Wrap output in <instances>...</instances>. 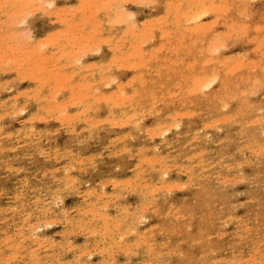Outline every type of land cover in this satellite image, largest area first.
I'll use <instances>...</instances> for the list:
<instances>
[{"label": "rangeland", "instance_id": "rangeland-1", "mask_svg": "<svg viewBox=\"0 0 264 264\" xmlns=\"http://www.w3.org/2000/svg\"><path fill=\"white\" fill-rule=\"evenodd\" d=\"M8 1L10 0H1L0 2V10H2L0 11V13L2 12L0 14V40L2 41H0V50H6V52L4 51L5 53L0 51V55L4 53L2 58H0V258L2 257L0 259V263L192 264L194 261H196L194 264H261L260 261H262L264 264V155H262L264 154V0H193V2L196 4H193L191 0H181V2H179L180 0H149L152 3H148V0H119V2H116L118 0H111L110 2H108L109 0H100L102 2L97 0V4H95L96 0H84L85 2L83 0V2H81V0H41L43 3L40 2V0L39 2L37 0L39 6L43 5L42 9V6L38 7L39 9H36L38 4L35 6V3L33 4L32 0H21L25 3H22L20 0H13L15 2L18 1L17 3H22H19L21 7L23 6L22 8H24V4H26V2L28 3L27 6L29 5V2H32L31 4H33L35 8H33L32 5L29 7L25 5L26 8L24 9H27L28 12H26L27 10L24 11V9L21 10L22 8H20L11 11L14 13V15H10V12V17H6L8 16L6 14H8L10 11L9 10L7 12L9 8L11 10L12 8H19L17 7L19 4L13 2L12 0L10 2ZM91 1H93L96 6L93 5V2L91 3ZM121 1L124 2L121 4ZM166 1H168V3ZM169 1H171V3ZM87 2L91 4L87 5ZM111 2L115 3L112 4ZM183 2L186 3L183 4ZM199 2L203 3L200 4ZM10 3H12L15 7ZM81 3L83 4L81 5ZM77 4L78 6L81 5L79 7L80 9L78 8ZM84 4L87 6H84ZM98 4L102 5L101 8ZM114 4H118L116 5L117 11L114 8ZM191 4H193V6ZM196 5L199 8H196ZM81 7L83 9L84 7H87L86 12ZM90 7L94 9L95 7L99 8H97V10L95 9L93 12L92 8ZM202 7L206 10L204 11L201 9V11L200 8ZM221 7L224 14L222 12L220 13ZM71 8L73 9L71 10ZM88 8L91 9V11ZM121 8L125 11L120 10ZM190 8H192L193 11ZM213 8L215 9L213 10ZM170 9H172V14L169 12ZM177 9H181L180 12ZM29 10L31 14L29 13ZM56 10L59 13H57ZM87 10H89V12ZM186 10L189 11V18L186 16L188 11L186 15L184 13ZM19 11L20 13L21 11L24 12L20 15ZM112 11L114 14L117 13V16L120 15L119 17L116 16V18H118L117 21L119 20L117 24V21L114 20L115 15L112 13ZM200 11L211 12L206 13L208 16L206 14H202L203 16L201 15V19L199 17ZM120 12L122 13L120 14ZM191 12H194L196 15H194V17H199L197 20L198 22L196 19L195 22H193L194 18ZM17 13L21 18L17 16ZM91 13L92 16L95 15V17H92ZM210 13L213 15H210ZM23 14H25V16ZM48 14H50V16ZM89 14L90 17L93 18V21L92 18L88 17ZM98 14L99 20H101L99 22L97 21ZM107 14L110 15L109 18ZM112 14L114 16L113 21L110 20V17H113ZM175 14L179 15V17L172 16ZM181 14H184L185 17L183 18ZM13 16H16L17 18ZM77 16L80 17V21L86 19V22H89L90 20L89 24L83 21L82 22L84 24L82 22L79 23V18H77ZM86 16L88 18H86ZM72 17L76 18L71 19ZM176 17L181 21H179V19L177 21L175 19ZM19 18L23 19L19 21ZM160 18L164 21L168 19L169 23H166V20L164 22L165 24H163L162 21V23L158 25V23L161 22L159 21L161 20ZM190 18L192 21H190L187 25L186 23L184 24V22L189 21ZM134 19L136 23L134 21L135 27L133 26L132 28V21ZM71 20L72 22H75V24L73 23L74 27H71L73 25H70V23L72 24ZM73 20H76L78 24ZM120 20L123 21L121 22ZM67 21H69V23ZM95 21L96 25L97 23L99 24L96 28H94L96 26ZM92 22L93 26L95 25L94 27L91 25ZM156 22L158 23L156 24ZM212 22H214L212 25L214 27L211 26ZM14 23L15 26H13ZM149 23H151V25H149ZM205 23L207 26L210 24L208 28L209 30L203 31L200 37V35H198L199 33L197 34L194 32L195 28L193 26L196 24L206 26ZM64 24L69 25L65 26ZM154 24H156L155 28ZM161 24L164 26H161ZM177 24L178 26H176ZM85 25H87L88 28H86ZM147 25L149 28H147ZM171 25L175 26L172 27ZM228 25L229 27L227 28ZM75 26H77L76 29H74ZM80 26H83L82 28L86 29V31H83ZM185 26L188 28V30L187 28L186 30L184 29ZM241 26L245 27V29H242ZM92 27L93 31L90 29ZM125 27H128L127 29L129 30L124 31L123 28L125 29ZM179 27H183V30L181 28L179 29ZM144 28H146L144 40L145 42H149L148 44L145 43V45H142V43L140 44L141 48L143 49H140V47H136L135 45L136 50L139 49L136 52L134 45L131 46L133 43H135V41L132 42L131 39H133L135 35L138 37L139 35L143 34ZM152 28L156 31L154 30V32L149 33L151 32L150 30ZM189 28L190 31L192 28L194 29L189 32ZM60 29H65V32ZM89 29L91 31H89L91 35H88L91 38L90 40L87 37V34H89L87 30ZM147 29L148 32L146 33ZM157 29L159 30L157 31ZM161 29L163 32L168 30L167 34L169 30V33L173 31L172 37H168V35L171 34L166 36L165 32H160ZM232 29H234V31ZM98 30H101L102 32ZM179 30H181V32ZM69 31H72L74 36L71 37V33H69ZM109 31H112V33ZM121 31L122 33L124 32L126 34L123 33L124 35L122 36ZM139 31L142 33L138 34L140 33ZM84 33H87L86 36ZM111 34L115 35L116 38L120 36L124 37L126 35L127 39H124V42L127 43L125 44L123 42V38L122 43L120 38V40H118V38L115 39V36H112ZM151 34L152 36L155 35L154 39H151L153 38L150 36ZM175 34L176 36H174ZM6 35L8 37L12 36L9 37V39H11L10 41H6L8 38ZM67 35L69 37H66ZM81 35H84L87 39ZM128 35L130 36L129 40L131 42L128 41ZM55 36L56 38H63V36H65L67 40L66 38L64 41L60 38L56 39ZM98 36L103 38H99ZM107 36H112V39L110 40V38ZM13 37L16 38L15 42ZM175 37L177 39H175ZM78 38H80L81 41ZM68 39H70V41ZM261 39L263 40V43H261ZM113 40H117V42L115 43ZM167 40L170 41V43ZM182 40L183 42H181ZM82 41L85 43V45L87 41H89V44L87 43L88 46L86 45L88 49L84 43H81ZM102 41L105 42L103 43ZM195 41L196 43H194ZM6 42H8V45H6ZM22 42L25 44L24 48L22 47ZM110 42H114V44H111ZM201 42L203 44H201ZM220 42H224L222 43L221 48L218 46V44H221ZM15 43L17 44L16 46ZM27 43L28 45L30 43L35 45L33 47L30 44L28 48ZM75 43L77 44L75 45ZM20 44L22 46H20ZM42 44L43 46H46L47 44V47H44L46 49L42 48ZM193 44L197 45L195 46ZM211 45H214L212 47H215V45L218 46V49H216L217 46L214 49L212 48L215 52L211 49V52H214L212 54L210 52ZM259 45L260 47H258ZM19 46L22 47V49H20ZM31 46L33 47V52H31L32 54L30 53L32 55L30 56L31 59H28L27 51L31 50ZM167 46L169 47L168 49ZM15 47L16 51L13 49ZM97 47H99V49ZM38 48H40L39 51L37 50ZM152 48L156 49L154 52L155 54L158 51L156 57H154V53L150 54V50ZM82 49H85L86 52ZM153 49L151 52L154 51ZM166 49L167 54H165ZM169 50H174L176 52L173 51V55H171ZM189 50L191 52H189ZM201 50H203L202 53ZM132 51L136 52L137 55L131 53ZM159 51H161V53ZM37 52H40L41 54ZM138 52L139 54L141 52L142 55H145H138ZM70 53L74 54L75 58L72 57L73 55ZM129 53L131 54L129 55ZM37 54L41 55V57L37 56ZM151 56L154 58V60L151 58ZM3 57H5V59ZM163 57L164 59H162ZM126 58H128L129 61H127L128 59ZM140 58L143 59L140 60ZM184 58L185 60L181 61ZM44 59L45 61H43ZM165 59L166 62H164ZM168 59L170 61H168ZM229 59H231L232 62ZM207 61L209 62L206 63ZM213 61H215V63H213ZM37 62L40 63L36 64ZM132 62L134 63L131 65ZM139 62L142 64L140 65ZM174 62H177L176 64L179 63V65H176ZM52 63L54 65H52ZM144 63H147L145 69L143 65ZM182 63L183 65H181ZM156 65L162 66L163 69L162 67L160 68V66L155 67ZM165 65L167 66L165 67ZM186 65L188 67H194L193 70L192 68H188ZM156 68L160 69L159 73H161V70H163L164 72L162 74H164V76L162 74H159L160 76H158V70ZM30 69V72H34L28 73L27 71ZM48 69H50V71ZM212 69L214 70V73ZM54 70L58 72L56 73ZM153 71H155L156 74ZM35 72L36 74L39 73V78H37V75H34ZM142 72L146 73L143 74V77L141 74ZM65 73L67 76L64 75ZM172 73H175L176 75ZM51 74H53V76H51ZM139 74L141 76H138ZM183 74L186 75V78L183 76ZM194 74L196 77H194ZM198 74H200L199 77ZM213 74L218 76V81L214 87L210 88L209 90L203 89L197 91L194 89L198 83L197 77L200 79L205 75L206 77L213 78ZM33 75L35 78L32 77ZM59 75L63 79L62 84H56L61 82ZM173 75L175 77H172ZM191 75H193L192 77L194 78V80L191 79L193 82L190 80V78H192ZM101 76L102 79L100 80ZM40 77H45L46 79H43H45L48 83L45 81L39 82V80H43ZM48 77L49 79L47 80ZM173 78L174 80H172ZM5 80H7V82H5ZM140 80L141 82L143 80L145 81L141 83ZM63 81L66 83H63ZM179 81L181 82L179 83L180 88L178 87ZM145 82L147 86H144L143 88L141 85H143ZM191 82L193 84H191ZM225 82H228L227 90H225ZM71 84L74 86V88L72 87L73 89H69L71 88ZM83 84H85L86 88ZM181 84L185 85L182 86ZM174 85H176V87H174ZM188 85L190 87H188ZM78 88L79 93H82V98H78ZM155 88L157 89L156 91ZM49 89L50 91H48ZM54 89L59 91L56 92L57 90L55 91ZM74 89L75 92L71 93L70 91H73ZM86 89L89 90L88 93H86ZM121 89L125 91V94L122 93ZM173 89H175V91ZM149 90L150 93L148 92V94H151V96L149 95L148 97V94H145V92ZM152 90L154 91L152 92ZM191 90L194 92H191ZM51 91H53V95ZM99 91L100 93H98ZM178 92L179 95H176ZM85 93L88 95L90 94V96L86 95ZM182 93H185V95ZM103 94H106L107 96H103ZM115 94H118V96H115ZM135 94L137 97H135ZM144 94L147 95L148 100H146L147 97ZM171 94H173V98L170 97L172 96ZM123 95L126 98H119ZM127 95L130 98H128ZM76 96L77 98L74 100ZM175 96H178L177 99ZM152 97H155L158 100L154 98L156 100L154 101ZM80 99L82 100L80 101ZM48 101H50V103ZM52 101H54V103ZM61 102H63L62 105ZM70 103L74 107L71 106ZM225 104L229 105L226 106ZM63 105H65L64 108L62 107ZM50 106L51 109L49 110ZM97 106L99 108H97ZM43 107L45 110L42 111V109H44ZM89 108L90 110H88ZM157 112H159V114ZM72 114L74 115L75 119H72ZM133 114L137 115L133 116ZM66 118L68 121L65 120ZM69 118H71V120H69ZM106 119L110 123L106 122ZM114 120H116V123ZM239 122L243 125V127H241L242 125ZM91 123L94 125H91ZM179 123H181V125ZM260 124L262 127L259 126ZM164 127L166 128L165 131L168 132H166L165 135H161L160 132H164V130H162ZM159 128L160 132L158 130ZM154 129H156V132ZM247 130L248 132H246ZM195 131H199L197 132L199 134H197ZM258 131H260V133ZM240 133L243 134V136ZM87 136L89 139H87ZM254 142H256V144ZM251 144H255L256 146H252ZM114 156H116V158ZM172 157L176 158L174 159ZM236 162H238V164H236ZM69 166L73 167L71 168ZM163 169L166 171L164 172ZM67 177L70 179H67ZM73 180L74 182H72ZM240 180L243 182L241 183ZM175 184L178 185L175 186ZM168 185L170 189L168 188ZM159 188H161V190ZM87 191H90V193ZM166 193L167 195L165 196ZM161 195H163L164 198ZM37 197L40 199H37ZM8 210L9 212H7ZM179 215L180 217H178ZM50 221L53 222L51 223ZM19 227L21 228L19 229ZM70 231H72V233ZM150 232L152 234H150ZM239 234L243 238L239 236ZM142 236H144V238ZM256 246L258 248H256ZM44 248L46 250H44ZM257 253H259V255ZM153 254H155V257ZM164 256L167 258H164ZM259 258L260 260H258ZM149 261L151 263H149Z\"/></svg>", "mask_w": 264, "mask_h": 264}, {"label": "bare ground", "instance_id": "bare-ground-1", "mask_svg": "<svg viewBox=\"0 0 264 264\" xmlns=\"http://www.w3.org/2000/svg\"><path fill=\"white\" fill-rule=\"evenodd\" d=\"M10 1H11V0H10ZM10 1H8V2H10ZM12 1H13V0H12ZM15 1H16V0H15ZM15 1H13V2H15ZM20 1H21V0H20ZM26 1H30V0H26ZM34 1H35V2H34ZM50 1H51V0H50ZM83 1H84V0H83ZM83 1L81 0V2H83ZM110 1H111V0H109L108 2H110ZM151 1H152V0H151ZM151 1L148 0V3H150ZM171 1H172V0H171ZM171 1H169V2L171 3ZM176 1H178V0H176ZM191 1L193 2V0H191ZM198 1H201V0H198ZM202 1H204V0H202ZM205 1H206V0H205ZM208 1H209V0H208ZM211 1H212V0H211ZM213 1H214V0H213ZM0 2H1V0H0ZM2 2H3V1H2ZM17 2H18V1H17ZM17 2H15V3H17ZM21 2H22V1H21ZM23 2H24V1H23ZM23 2H22V3H23ZM32 2H33V4L35 3V6H36V4H38V5L36 6V9H39L38 7H41V6H42L41 9L43 8V5L39 6V3H38L39 0H38V2H37V0H32ZM32 2H31V3H32ZM40 2L43 3V1H41V0H40ZM84 2H85V1H84ZM92 2H93V1H91V3H92ZM99 2H102V1L99 0ZM116 2H119V0L116 1ZM122 2H124V1H121V4H122ZM132 2H133V1H132ZM143 2H145V1H143ZM143 2H141V3H143ZM166 2L168 3V1H166ZM179 2H181V0H180ZM192 2H190V3H192ZM226 2H227V1H226ZM4 3H6V2H4ZM4 3H3V4H4ZM15 3H14V4H15ZM19 3H20V2H19ZM19 3H17V4H19ZM22 3H20V4H22ZM24 3H25V2H24ZM31 3L29 2V5L27 6L28 3L26 2V4H24V8H26L25 5H26L27 7H29L30 5L33 6V4H31ZM91 3H88V2H87V5H88V4H91ZM97 3H98V1L96 0V1H95V4H97ZM103 3H104V1H103ZM103 3H102V4H103ZM105 3H106V2H105ZM111 3H112V2H111ZM113 3H115V2H113ZM113 3H112V4H113ZM145 3H146V2H145ZM151 3H152V2H151ZM153 3H154V2H153ZM172 3H173V2H172ZM184 3H186V2H183V4H184ZM199 3H200V2H199ZM201 3H203V2H201ZM201 3H200V4H201ZM223 3H224V2H223ZM242 3H244V2H242ZM10 4H12V3H10ZM20 4L17 5V7H19V8H15V9L12 8V10H11L10 8L8 9V7H7V9H8L7 12H8L9 10H10V11H9L8 14H6V15H8V16H6V17H10L9 14H10L11 11L22 8L23 6L21 7ZM40 4H41V3H40ZM54 4H55V3H54ZM79 4H80V3H79ZM82 4H83V3H81V5H82ZM85 4H86V3H85ZM85 4H84V6H87V5H85ZM92 4L95 5L94 2H93ZM109 4H110V3H109ZM109 4H106V5H109ZM118 4H119V3H118ZM118 4H114V8H115V10H116V7H117L116 5H118ZM155 4H156V3H155ZM164 4H165V3H164ZM164 4H163V6H164ZM181 4H182V3H181ZM193 4H196V3L193 2ZM193 4H191V5L193 6ZM12 5H13V4H12ZM15 5H16V4H15ZM45 5H46V3H45ZM47 5H49V4H47ZM51 5H52V4H51ZM81 5H80V6H81ZM98 5H100V4H98ZM134 5H135V4H134ZM167 5H168V4H167ZM0 6H1V5H0ZM13 6H14V5H13ZM49 6H50V5H49ZM77 6H78V4H77ZM80 6H78V8H79ZM95 6H96V5H95ZM101 6H102V5H100L99 7L101 8ZM120 6H121V5H120ZM173 6H174V5H173ZM177 6H178V5H177ZM203 6H204V5H203ZM219 6H220V5H219ZM14 7H15V6H14ZM52 7H53V6H52ZM62 7H63V6H62ZM92 7H93V6H92ZM92 7H90V8H92ZM99 7H97V8H99ZM110 7H111V6H110ZM144 7H145V6H144ZM171 7H172V4H171ZM194 7H195V6H194ZM194 7H192V8H194ZM197 7H198V6L196 5V8H197ZM210 7H211V4H210ZM222 7H223V6H222ZM222 7H221V11H220V13H221V12L223 13V9H222ZM24 8H22L21 10H23ZM33 8H35V7L33 6ZM44 8H45V6H44ZM55 8H56V7H55ZM55 8H54V9H55ZM63 8H64V7H63ZM63 8H62V9H63ZM74 8H76V7H74ZM78 8H77V9H78ZM81 8H82V7H81ZM86 8H87V7H86ZM86 8L84 7V9H83V8H82V9L86 12ZM97 8L95 7L96 10H97ZM104 8H105V7H104ZM123 8H124V7H123ZM174 8H176V7H174ZM179 8H181V7H179ZM187 8H188V7H187ZM192 8H190V9L192 10ZM198 8H199V7H198ZM31 9H32V8H31ZM36 9H35V10H36ZM56 9H57V8H56ZM62 9H61V10H62ZM72 9H73V8H71V10H72ZM77 9H76V10H77ZM79 9H80V8H79ZM88 9H89V8H88ZM95 9L92 8L93 12H94ZM167 9H168V8H167ZM167 9H166V10H167ZM201 9H203V7L200 8V10H201ZM214 9H215V8H213V10H214ZM218 9H220V8H218ZM218 9H217V10H218ZM225 9H227V8H225ZM26 10H27V9H26ZM26 10L24 9V11H26ZM49 10H50V9H49ZM83 10H82V11H83ZM89 10L91 11V9H89ZM89 10H87V11L89 12ZM102 10H103V9H102ZM113 10H114V9H113ZM115 10H114V11H115ZM120 10L125 11V10L122 9V8H121ZM177 10L180 12L181 9H180V10L177 9ZM177 10H176V11H177ZM188 10H189V9H188ZM188 10H186V11L184 12L185 15H186V13H187ZM198 10H199V9H198ZM198 10H197V12H198ZM203 10L205 11L206 9H203ZM217 10H215V11H217ZM0 11H2V10H0ZM24 11H23V12H24ZM73 11H74V10H73ZM98 11H100V10H98ZM110 11H111V9H110ZM116 11H117V10H116ZM171 11H172V9L169 10L170 14H172ZM189 11H190V10H189ZM189 11H188V14L186 15L188 18H189V16H188V15H189ZM192 11H193V10H192ZM195 11H196V10H195ZM195 11H194V12H195ZM201 11H202V10H201ZM201 11H200V13H199V14H200L199 17L202 19V17H201L202 14H206V13H208V12H211L212 10H211V11H206V12L203 11L204 13L201 12ZM215 11H214V12H215ZM218 11H219V10H218ZM242 11H243V10H242ZM14 12H15V11H14ZM17 12H18V11H17ZM23 12L21 11V13H23ZM26 12H28V10H27ZM44 12H45V11H44ZM47 12H48V11H47ZM56 12L59 13L57 10H56ZM69 12H70V11H69ZM75 12H76V11H75ZM108 12H109V10H108ZM108 12H107V13H108ZM182 12H183V11H182ZM182 12H181V13H182ZM194 12H193V13L191 12V13L193 14V18H194V19H193L192 16H191V18L193 19V22H195V19H196V21L199 19L198 16H197V17H194V15H195ZM225 12H226V10H225ZM1 13H2V12H1ZM1 13H0V14H1ZM15 13H16V12H15ZM19 13H20V11H19ZM21 13H20V15H21ZM29 13H30V10H29ZM33 13H35V12H33ZM65 13H66V11H65ZM76 13H77V12H76ZM109 13H110V12H109ZM112 13H113V11H112ZM118 13H119V11H118ZM121 13H122V12H120V14H121ZM167 13H168V12H167ZM191 13H190V15H191ZM217 13H218V12H217ZM12 14L14 15L13 12H11L10 15H12ZM17 14H18V13H17ZM30 14H31V13H30ZM44 14H45V13H44ZM55 14H56V13H55ZM60 14H61V13H60ZM60 14H59V15H60ZM80 14H81V13H80ZM85 14H86V13H85ZM99 14H100V13H99ZM99 14H98V20H97L98 22L101 21V20H99ZM113 14H114V13H113ZM113 14H112V16H113ZM126 14H127V12H126ZM177 14H178V13H177ZM223 14H224V13H223ZM23 15L25 16V14H23ZM46 15H47V13H46ZM48 15L50 16V14H48ZM64 15H65V14H64ZM73 15H74V13H73ZM77 15H78V14H77ZM107 15H108V14H107ZM114 15H115V19H114V16H113L112 18L110 17V20L113 21V19H114V20L117 21L118 18H116V16H117L118 14L116 13V14H114ZM206 15H207V14H206ZM210 15H213V14L210 13ZM17 16H19V14H18ZM27 16H28V15H27ZM65 16H66V15H65ZM75 16H76V15H75ZM81 16H82V15H81ZM91 16H92V13H91ZM102 16H103V15H102ZM109 16H110V15H108V18H109ZM119 16H120V15H119ZM119 16H117V17H119ZM133 16H134V14H133ZM168 16H169V15H168ZM172 16H177V17H179V15H176V14H175V15H172ZM172 16H171V17H172ZM181 16H183V18L185 17L184 14H183V15L181 14ZM181 16H180V19H181ZM195 16H196V15H195ZM202 16H203V15H202ZM204 16H205V15H204ZM207 16H208V15H207ZM13 17H16V16H13ZM19 17H20V16H19ZM83 17H84V16H83ZM83 17H82V18H83ZM88 17H89V18H92V17H95V15L92 16V17H90V14H89ZM88 17L86 16V18H88ZM166 17H167V14H166ZM166 17H165V18H166ZM177 17H176L175 19L178 21L179 18H177ZM16 18H17V17H16ZM20 18H21V17H20ZM20 18H19V19H20ZM65 18H66V17H65ZM75 18H76V17H75ZM75 18L72 17L71 19H75ZM77 18H79V23L83 21V22L89 24V22H90L89 19H88L89 22H86V21H87L86 19H83V20L81 19L82 21H80V17L77 16ZM96 18H97V17H96ZM122 18H123V17H122ZM124 18H125V15H124ZM157 18H158V17H157ZM157 18H156V19H157ZM161 18H162V17H161ZM161 18H160V19H161ZM191 18H190V20L188 19V20H189V21H187L188 23H187V22H184V24H185V23H186V25L189 24V22L192 21ZM203 18H204V17H203ZM5 19H6V18H5ZM19 19H18V20H19ZM22 19H23V18H22ZM22 19H20L19 21H21ZM59 19H60V17H59ZM62 19H63V18H62ZM156 19H155V21H156ZM170 19H172V18H170ZM180 19H179V21H181ZM18 20H17V21H18ZM26 20H27V19H26ZM68 20H69V18H68ZM77 20H78V19H77ZM84 20H85V21H84ZM166 20H167V21H166ZM166 20H165L166 23H169V22H168V19H166ZM19 21H18V22H19ZM60 21H61V20H60ZM73 21H76V20H73ZM92 21H93V18H92ZM102 21H103V20H102ZM112 21H111V22H112ZM118 21H119V20H118ZM118 21L116 22V24L118 23ZM120 21H121V20H120ZM122 21H123V20H122ZM122 21H121V22H122ZM127 21H128V19H127ZM127 21H126V22H127ZM130 21H131V20H130ZM134 21H135V19L132 21V22H133L132 28H133V26H134L135 23H136V21H135V23H134ZM151 21H152V20H151ZM153 21H154V20H153ZM159 21H161V22H159V23L156 22V24L158 23V25H160V23H162V21H163V24H165V23H164L165 21H164L163 19H161V20H159ZM170 21H171V20H170ZM12 22H13V20H12ZM61 22H62V21H61ZM67 22L69 23V21H67ZM71 22H72V20H71ZM83 22H82V23H83ZM111 22H110V23H111ZM147 22H148V21H147ZM193 22H191V23H193ZM197 22H198V21H197ZM215 22L217 23L216 20H215ZM7 23H8V22H7ZM9 23H10V22H9ZM53 23H54V22H53ZM73 23L75 24V22H72V24L70 23V25H73ZM76 23H77V21H76ZM112 23H113V22H112ZM112 23H111V25H112ZM124 23H125V22H124ZM127 23H128V22H127ZM130 23H131V22H130ZM176 23H177V22H176ZM16 24H18V23H16ZM27 24H28V23H27ZM77 24H78V23H77ZM83 24H84V23H83ZM105 24H106V23H105ZM114 24H115V23H114ZM119 24H120V23H119ZM152 24H153V23H152ZM156 24H154V28L156 27V26H155ZM163 24H161V26H162ZM170 24H172V23H170ZM173 24H174V23H173ZM184 24H183V25H184ZM205 24H206V23H205ZM213 24H214V22L211 23V26H212ZM235 24H236V23H235ZM10 25H11V24H10ZM64 25H65V24H64ZM64 25H63V26H64ZM68 25H69V24H66L65 26H68ZM91 25L93 26V22H92ZM95 25H96V21H95ZM95 25H94V26H95ZM97 25H99V24L97 23ZM97 25H96L95 27H94V26H93V27L96 28V27H98ZM100 25H101V24H100ZM120 25H121V24H120ZM125 25H127V24H125ZM125 25H124V26H125ZM128 25H129V24H128ZM149 25H151V23H149ZM158 25H157V26H158ZM208 25L210 26V24H208ZM13 26H15V23L13 24ZM85 26H86V28H88L87 25H85ZM116 26H118V25H116ZM129 26H130V25H129ZM143 26H144V24H143ZM163 26H164V25H163ZM167 26H168V25H167ZM171 26L173 27V26H175V25H171ZM176 26H178V24H177ZM189 26H190V25H189ZM209 26H207V24H206V26H203V25H201V24H200V25H199V24H196V25L193 26L195 29H194V28H192V29H194V32H196L197 34L199 33L198 35H200V37H201V34H202L203 31H206V30L208 31V30H209V29H208ZM224 26H225V24H224ZM5 27H6V25H5ZM16 27H17V26H16ZM69 27H70V26H69ZM71 27H74V25L71 26ZM80 27L82 28L83 26H80ZM80 27H79V29H80ZM90 27H91V26H90ZM93 27L90 28L92 31H93ZM134 27H135V26H134ZM159 27H160V26H159ZM165 27H166V26H165ZM183 27H184V26H183ZM183 27H182V28H183ZM190 27H191V26H190ZM212 27H214V26H212ZM217 27H218V26H217ZM228 27H229V25L227 26V28H228ZM236 27H237V26H236ZM241 27H242V29H243V28L245 29V27H243V26H241ZM63 28H64V27H63ZM66 28H67V27H66ZM66 28H65V29H66ZM76 28H77V26H75L74 29H76ZM103 28H104V27H103ZM127 28H128V27H127ZM127 28L125 27V29L123 28V30H124V31H125V30H126V31L129 30V29H127ZM147 28H149L148 25H147ZM180 28H181V27H179V29H180ZM182 28H181V29H182ZM186 28H187V27L185 26L184 29L186 30ZM11 29H12V28H11ZM65 29H64V30H65ZM82 29H83V31H86V29H84V28H82ZM90 29L87 30L88 33H89ZM99 29H100V28H99ZM111 29H112V28H111ZM142 29H143V28H142ZM142 29H141V30H142ZM145 29H146V28H144V31L142 30V31L144 32L143 34H141L142 32L139 31L140 33H138V34H141V35H139L138 37L135 35V37L133 38L134 40L131 39L132 42L135 41V43H133V44H132V43H129V44H132L131 46L134 45V49H135L136 52H137L139 49L136 50L135 45H136V47H140V49H143V48H141L140 44L142 43V45H145V43L148 44V42H149V41H148V42H145V40H144V39H145V38H144V37H145V35H144V34H145ZM152 29H153V28H152ZM152 29L150 30L151 32H149V33L154 32L155 29H153V31H152ZM162 29H163V27H162ZM162 29L160 30V32L162 31ZM192 29H191V31H192ZM258 29H259V28H258ZM12 30H13V29H12ZM26 30H27V29H26ZM26 30H25V31H26ZM60 30H63V29H60ZM64 30H63V31H64ZM69 30H70V28H69ZM72 30H73V28H72ZM77 30H78V29H77ZM80 30H81V29H80ZM101 30H102V29H101ZM101 30H98V31H101ZM113 30H115V29H113ZM113 30H112V31H113ZM158 30H159V29H157V31H158ZM163 30H164V29H163ZM182 30H183V29H182ZM187 30H188V28H187ZM232 30L234 31V29H232ZM232 30H231V31H232ZM255 30H256V29H255ZM1 31H2V28H1ZM15 31H16V30H15ZM66 31H67V29H66ZM95 31H96V30H95ZM95 31H94V32H95ZM112 31H109V32L112 33ZM116 31H117V30H116ZM155 31H156V30H155ZM167 31H168V30H167ZM167 31H164L165 34H166V36H167L168 34H171V35H168V37H169V36L172 37V33H173V31H171V33H169V32H170V30H169L168 34H167ZM179 31L181 32V30H179ZM191 31H190V28H189V32H191ZM210 31H211V30H210ZM210 31H209V33H210ZM233 31H232V32H233ZM238 31H239V30H238ZM258 31H259V30H258ZM19 32H20V31H19ZM61 32H62V31H61ZM61 32H60V34H61ZM64 32H65V31H64ZM76 32H77V31H76ZM90 32H91V31H90ZM101 32H102V31H101ZM147 32H148V29H147L146 33H147ZM162 32H163V31H162ZM164 32H163V33H164ZM200 32H201V33H200ZM57 33H58V32H57ZM67 33H68V32H67ZM69 33H71V37L74 36V35L72 34V31H69ZM69 33H68V34H69ZM73 33H74V32H73ZM79 33H80V31H79ZM92 33H93V32H92ZM95 33H97V32H95ZM118 33H120V32H118ZM123 33H124V32H123ZM123 33H122V31H121V35H122V36H123L124 34H126V33H124V34H123ZM127 33H128V32H127ZM135 33H136V32H135ZM163 33H162V34H163ZM7 34H8V33H7ZM15 34H16V33H15ZM60 34H59V35H60ZM82 34H83V33H82ZM84 34H85V33H84ZM86 34H87V33H86ZM86 34H85V36H86ZM97 34H98V33H97ZM113 34H114V33H113ZM113 34H111V35H112V36H115V35H113ZM128 34H129V33H128ZM180 34H181V33H180ZM9 35H11V34H9ZM29 35H30V34H29ZM55 35H56V33H55ZM65 35H66V34H65ZM88 35H91V34H90V33L87 34V37H88L89 40H90L91 38H90V36H88ZM153 35H154V34H153ZM6 36H7V35H6ZM6 36H5V37H6ZM12 36H13V34H12ZM12 36H9V37H12ZM17 36H18V35H17ZM76 36H77V35H76ZM81 36L83 37L84 35H81ZM85 36H84V38H85ZM112 36H111V37H112ZM125 36H126V35H125ZM125 36H124V37H125ZM131 36H132V35H131ZM150 36H152V34H151ZM163 36H164V34H163ZM163 36H162V37H163ZM174 36H176V34H175ZM204 36H205V33H204ZM228 36H229V35H228ZM244 36H245V35H244ZM7 37H8V36H7ZM9 37L7 38L6 41H8V40L10 41V40H11V39H9ZM14 37H16V36H14ZM14 37H13V40H14V42H15L16 38H14ZM51 37H52V36H51ZM66 37H69V36L67 35ZM66 37L63 36V38H62V37H61V38L58 37V38L63 39V41H64ZM71 37H70V38H71ZM78 37H80V36H78ZM98 37H99V36H98ZM100 37H101V36H100ZM100 37H99V38H100ZM107 37H108V36H107ZM111 37H108V38H110V40H111V39H112ZM124 37H121V36H120V37H117V38H118V40L121 39V42H122V38H123V42H124V39H127V36H126L125 38H124ZM129 37H130V36L128 35V41L131 42V41L129 40ZM146 37L148 38L147 35H146ZM152 37H153V38H151V39H154L155 35L152 36ZM160 37H161V36H160ZM180 37H181V36H180ZM44 38H45V37H44ZM55 38H56V36H55ZM55 38H54V39H55ZM58 38H56V39H58ZM75 38H76V37H75ZM80 38H81V37H80ZM80 38H78V39L80 40ZM93 38H94V37H93ZM93 38H92V39H93ZM101 38H103V37H101ZM117 38H116V36H115V39H117ZM119 38H120V39H119ZM141 38H142V39H141ZM149 38H150V37H149ZM165 38H166V37H165ZM173 38H174V37H173ZM183 38H184V37H183ZM214 38H216V37H214ZM223 38H225V37H223ZM2 39H3V38H2ZM60 39H59V40H60ZM76 39H77V38H76ZM85 39H87V38H85ZM95 39H96V38H95ZM97 39H98V38H97ZM105 39H106V38H105ZM139 39H140V40H139ZM175 39H177V38L175 37ZM17 40H18V39H17ZM38 40H39V39H38ZM59 40H58V41H59ZM66 40H67V38H66ZM68 40L70 41V39H68ZM73 40H74V38H73ZM183 40H184V39H183ZM183 40H182L181 42H183ZM0 41H1V40H0ZM39 41H40V40H39ZM43 41H44V40H43ZM53 41H54V40H53ZM58 41H57V42H58ZM80 41H81V40H80ZM85 41H86V40H85ZM94 41H95V40H94ZM96 41H98V40H96ZM113 41H114V40H113ZM125 41H126V40H125ZM143 41H144V42H143ZM167 41H168V40H167ZM178 41H179V40H178ZM198 41H200V40H198ZM201 41H202V40H201ZM261 41H262V42H261ZM261 41H260V42L263 43V40H262V39H261ZM1 42H2V41H1ZM4 42H5V41H4ZM16 42H17V41H16ZM59 42H60V41H59ZM61 42H62V41H61ZM67 42H68V41H67ZM88 42H89V41H87V43H88ZM102 42L104 43L105 41H102ZM114 42L116 43L117 40L114 41ZM114 42H112V43L110 42V43H111V44H114ZM123 42H122V43H123ZM168 42L170 43V41H168ZM192 42H193V41H192ZM233 42H234V41H233ZM254 42H255V41H254ZM18 43H19V42H18ZM24 43H25V42H24ZM44 43H45V42H44ZM63 43H64V42H63ZM77 43H78V42H77ZM77 43H75V45H76ZM81 43L83 44L84 42L82 41ZM81 43H80V44H81ZM87 43H86V45H87ZM90 43H91V42H90ZM124 43H125V42H124ZM126 43H127V42H126ZM126 43H125V44H126ZM143 43H144V44H143ZM151 43H152V41H151ZM194 43H196V41H195ZM218 43H219V41H218ZM218 43H217V44H218ZM220 43H221V44H218V46L221 48L222 43H224V42H220ZM30 44H31V43H30ZM30 44L28 45V43H27L28 48H29ZM51 44H52V43H51ZM88 44H89V43H88ZM129 44H128V46L130 47ZM137 44H138V45H137ZM176 44H177V43H176ZM179 44H180V42H179ZM181 44H182V43H181ZM190 44H191V43H190ZM201 44H203V43L201 42ZM6 45H8V42H6ZM16 45H17V44L15 43V46H16ZM22 45H23V46H22ZM22 45L20 44V46H22V47L24 48V45H25V44H23V42H22ZM31 45H32V44H31ZM34 45H35V44H34ZM34 45H32V46L34 47ZM49 45H50V44H49ZM49 45H48V46H49ZM69 45H70V43H69ZM71 45H72V44H71ZM75 45H74V46H75ZM78 45H79V44H78ZM84 45H85V43H84ZM86 45H85V46H86ZM94 45H95V44H94ZM123 45H124V44H123ZM162 45H163V44H162ZM162 45H161V46H162ZM186 45H187V44H186ZM186 45H185V48H186ZM193 45L196 46L197 44H193ZM223 45H224V44H223ZM231 45H232V44H231ZM260 45H261V44H260ZM260 45H259L258 47H260ZM20 46H19V48L22 49V47H20ZM32 46H31V48H30L31 50H32V48H33ZM62 46H63V45H62ZM82 46H83V45H82ZM87 46H88V45H87ZM87 46H86V47H87ZM147 46H149V45H147ZM171 46H174V45H171ZM181 46H182V45H181ZM212 46H214V45H211L210 52H211V49H212V48L214 49L217 45H215V47H212ZM218 46L216 47V49H218ZM0 47H1V46H0ZM39 47H41V46H39ZM44 47H47V44H46V46H43V44H42V48H44ZM52 47H53V46H52ZM114 47H115V46H114ZM144 47H145V46H144ZM162 47H163V46H162ZM165 47H166V46H165ZM229 47H230V46H229ZM258 47H257V48H258ZM25 48H26V47H25ZM61 48H62V47H61ZM61 48H59V49H61ZM63 48H64V46H63ZM63 48H62V49H63ZM80 48H82V47H80ZM83 48H84V47H83ZM97 48L99 49V47H97ZM97 48H96V49H97ZM168 48H169V47L167 46V49H168ZM179 48H180V47H179ZM182 48H183V47H182ZM188 48H189V47H188ZM13 49L15 50L16 47L13 48ZM13 49H12V51H13ZM34 49H35V48H34ZM39 49H40V48H38L37 50L39 51ZM44 49H46V48H44ZM62 49H61V50H62ZM69 49H70V48H69ZM87 49H88V47H87ZM94 49H95V48H94ZM100 49H101V48H100ZM112 49H113V48H112ZM132 49H133V47H132ZM134 49H133V50H134ZM152 49H153V48H152ZM152 49L150 50V54H151V53H154L155 50H156V49H153L154 51L151 52ZM162 49H165V48H162ZM167 49H166V51H165V54H167ZM194 49H195V48H194ZM213 49H212V50H213ZM263 49H264V48H263ZM7 50H8V49H7ZM26 50H27V49H26ZM31 50L27 51L28 59H29V58L31 59V57H30V56H32V55H31V54H32L31 52H33V50H32V51H31ZM63 50H64V49H63ZM77 50H78V49H77ZM82 50H85V49H82ZM157 50H158V48H157ZM0 51H2V50H0ZM4 51L6 52V50H4ZM4 51H2V52H4ZM15 51H16V50H15ZM19 51H21V50H19ZM24 51H25V50H24ZM70 51H71V50H70ZM88 51H89V50H88ZM147 51H148V50H147ZM161 51H162V50H161ZM161 51H159V52L161 53ZM163 51H164V50H163ZM173 51H174V50H173ZM173 51H172V50H171V51L169 50V52H170L171 55H173ZM180 51H181V49H180ZM202 51H203V50H201V53H202ZM213 51H214V50H213ZM213 51L211 52V54L215 52V51H214V52H213ZM5 52H4V53H5ZM25 52H26V51H25ZM28 52H29V53H28ZM41 52H42V51H41ZM57 52H58V51H57ZM73 52H75V51H73ZM73 52H72V53H73ZM78 52H79V50H78ZM81 52H82V51H81ZM81 52H80V53H81ZM85 52H86V50H85ZM85 52H84V54H85ZM136 52H133V51H132L131 53L136 54ZM157 52H158V51H157ZM157 52H156V54H157ZM174 52H176V51H174ZM177 52H178V51H177ZM189 52H191V51L189 50ZM206 52H208V51H206ZM4 53H3L2 55H0V56H1L0 58H2V56L4 55ZM7 53H8V52H7ZM7 53H6V54H7ZM30 53H31V54H30ZM34 53H35V52H34ZM37 53L41 54L40 52H37ZM60 53H61V52H60ZM75 53H76V52H75ZM91 53H92V52H91ZM131 53H129V55H130ZM142 53H143V51H142ZM142 53L140 52V54H139V52H138V55H142ZM187 53H188V52H187ZM195 53H196V52H195ZM6 54H5V55H6ZM9 54H10V52H9ZM13 54H14V53H13ZM24 54H25V53H24ZM24 54H23V55H24ZM29 54H30V55H29ZM39 54H37V56H40V57H41V55H39ZM61 54H62V53H61ZM65 54H66V53H65ZM70 54H71V53H70ZM89 54H90V53H89ZM114 54H115V53H114ZM147 54H148V52H147ZM147 54H146V55H147ZM154 54H155V53H154ZM156 54H155V56H154V55H152V56L156 57ZM180 54H181V53H180ZM207 54H209V53H207ZM14 55H15V54H14ZM18 55H19V54H18ZM53 55H55V54H53ZM63 55H64V53H63ZM71 55H73L72 57L75 58L74 54H71ZM136 55H137V54H136ZM144 55H145V54H144ZM144 55H142V56H144ZM188 55H189V54H188ZM200 55H201V54H200ZM11 56H12V55H11ZM20 56H22V55H20ZM35 56H36V55H35ZM42 56H43V55H42ZM60 56H61V55H60ZM64 56H65V55H64ZM83 56H84V55H83ZM152 56H151V58H152ZM176 56H177V54H176ZM230 56H231V55H230ZM9 57H10V55H9ZM12 57H13V56H12ZM17 57H18V56H17ZM24 57H25V56H24ZM52 57H53V56H52ZM58 57H59V56H58ZM61 57H62V56H61ZM69 57H70V56H69ZM135 57H136V56H135ZM139 57H140V56H139ZM169 57H170V56H169ZM3 58L5 59V57H3ZM7 58H8V57H7ZM44 58H45V57H44ZM78 58H79V57H78ZM120 58H122V57H120ZM193 58H194V57H193ZM228 58H229V57H228ZM35 59L37 60L36 57H35ZM46 59H47V58H46ZM49 59H50V58H49ZM72 59H73V58H72ZM79 59H80V58H79ZM81 59H82V58H81ZM126 59H128V58H126ZM141 59H143V58H140V60H141ZM148 59H149V58H148ZM152 59L154 60V58H152ZM162 59H164V57H163ZM176 59H177V57H176ZM178 59H179V58H178ZM189 59H191V58H189ZM194 59H195V58H194ZM1 60H3V59H1ZM21 60H22V59H21ZM33 60H34V59H33ZM40 60H42V59H40ZM53 60H55V59H53ZM115 60H116V59H115ZM160 60H161V59H160ZM184 60H185V58H184L183 60H181V61H184ZM192 60H193V59H192ZM229 60L231 61V59H229ZM3 61H4V60H3ZM43 61H45V59H44ZM43 61H42V62H43ZM47 61H48V60H47ZM75 61H76V60H75ZM120 61H121V60H120ZM127 61H129V59H128ZM149 61H150V60H149ZM163 61H164V60H163ZM168 61H170V60L168 59ZM211 61H212V60H211ZM225 61H227V60H225ZM225 61H224V62H225ZM11 62H12V59H11ZM11 62H10V63H11ZM22 62H23V61H22ZM26 62H27V61H26ZM35 62H36V61H35ZM49 62H51V61H49ZM78 62H79V61H78ZM118 62H119V61H118ZM125 62H126V60H125ZM164 62H166V59H165ZM208 62H209V61H207L206 63H208ZM227 62H228V61H227ZM231 62H232V61H231ZM2 63H3V62H2ZM5 63H6V62H5ZM17 63H20V62H17ZM28 63H29V61H28ZM39 63H40V62H39ZM39 63L37 62L36 64H39ZM47 63H48V62H47ZM55 63H56V62H55ZM80 63H81V62H80ZM93 63H94V62H93ZM133 63H134V62H132L131 65H132ZM136 63H137V62H136ZM136 63H135V64H136ZM147 63H148V62H147ZM147 63H146V64H147ZM151 63H153V62H151ZM156 63H158V62H156ZM174 63L176 64L177 62H174ZM174 63H173V64H174ZM183 63H184V62H183ZM183 63H182L181 65H183ZM198 63H200V62H198ZM198 63H197V64H198ZM210 63H212V62H210ZM213 63H215V61H213ZM216 63H217V62H216ZM235 63H236V62H235ZM12 64H13V63H12ZM22 64H23V63H22ZM22 64H21V65H22ZM36 64H35V65H36ZM43 64H44V63H43ZM94 64H95V63H94ZM102 64H103V63H102ZM114 64H115V63H114ZM128 64H130V63H128ZM139 64H140V62H139ZM141 64H142V63H141ZM141 64H140V65H141ZM146 64H145V63L143 64V65H144V69H145ZM148 64H149V63H148ZM238 64H239V62H238ZM28 65H29V64H28ZM52 65H54V64L52 63ZM55 65H56V64H55ZM62 65H64V64H62ZM68 65H69V64H68ZM68 65H67V66H68ZM72 65H74V64H72ZM95 65H96V64H95ZM111 65H113V64H111ZM115 65H116V64H115ZM136 65H137V64H136ZM154 65H155V64H154ZM176 65H179V63L176 64ZM194 65H196V64H194ZM219 65H221V64H219ZM233 65H234V64H233ZM241 65H242V63H241ZM5 66H6V65H5ZM8 66H9V65H8ZM19 66H20V65H19ZM26 66H27V65H26ZM41 66H43V65H41ZM67 66H66V67H67ZM70 66H71V65H70ZM116 66H117V65H116ZM138 66H139V65H138ZM158 66H160V65H158ZM158 66L156 65L155 67H158ZM166 66H167V65H165V67H166ZM186 66H187V65H186ZM189 66H190V65H189ZM206 66H207V64H206ZM208 66H209V65H208ZM6 67H7V66H6ZM27 67H28V66H27ZM96 67H97V66H96ZM96 67H95V68H96ZM108 67H109V66H108ZM161 67H162V66H160V68H161ZM165 67H164V68H165ZM187 67H188V66H187ZM187 67H185V68H186V69H188V68H192V67H188V68H187ZM214 67H215V66H214ZM238 67H240V66H238ZM243 67H244V66H243ZM252 67H253V66H252ZM16 68H17V67H16ZM16 68H15V69H16ZM39 68H40V66H39ZM49 68H50V67H49ZM89 68H90V67H89ZM100 68H101V67H100ZM148 68H149V67H148ZM185 68H184V69H185ZM193 68H194V67H193ZM193 68H192V70H193ZM240 68H241V67H240ZM244 68H245V67H244ZM20 69H21V68H20ZM41 69H42V68H41ZM41 69H40V70H41ZM46 69H47V67H46ZM60 69H62V68H60ZM124 69H125V68H124ZM138 69H140V68H138ZM146 69H147V68H146ZM156 69H157V68H156ZM162 69H163V67H162ZM231 69H232V68H231ZM8 70H9V69H8ZM11 70H12V69H11ZM48 70L50 71V69H48ZM106 70H107V69H106ZM149 70H150V69H149ZM157 70H158V73H157L158 76H160V75L164 72L163 70H161L162 72L159 73V72H160V69H157ZM157 70H156V71H157ZM173 70H174V69H173ZM192 70H191V71H192ZM212 70H213V69H212ZM226 70H227V69H226ZM233 70H234V68H233ZM13 71H14V70H13ZM16 71H17V70H16ZM23 71H24V70H23ZM25 71H26V70H25ZM30 71H31V69H30L29 71H27V72H28V73H32V72H34V71H32V72H30ZM42 71H43V70H42ZM62 71H63V70H62ZM77 71H80V70H77ZM107 71H108V70H107ZM145 71H146V70H145ZM151 71H152V70H151ZM17 72H18V71H17ZM20 72H21V71H20ZM54 72H56V71L54 70ZM57 72H58V71H57ZM57 72H56V73H57ZM59 72H61V71H59ZM68 72H70V71H68ZM84 72H85V71H84ZM98 72H99V71H98ZM103 72H104V71H103ZM153 72L156 74L155 71H153ZM166 72H167V70H166ZM172 72H173V71H172ZM178 72H179V71H178ZM202 72H203V71H202ZM24 73H26V72H24ZM43 73H44V72H43ZM45 73H46V71H45ZM47 73H48V72H47ZM76 73H77V72H76ZM93 73H94V72H93ZM104 73H105V72H104ZM203 73H204V72H203ZM213 73H214V70H213ZM33 74H34V73H33ZM38 74H39V73H38ZM38 74H36V72H35L34 75H37V76H38L37 78H39L40 75H38ZM58 74H59V73H58ZM102 74H103V73H102ZM141 74H142V77H143V76H144L143 74H146V73L142 72ZM159 74H160V75H159ZM172 74H175V73H172ZM178 74H179V73H178ZM181 74H182V73H181ZM18 75H19V74H18ZM29 75H30V74H29ZM34 75H33L32 77H34ZM64 75H66V73H65ZM64 75H63V76H64ZM149 75H150V74H149ZM153 75H154V74H153ZM162 75L164 76V74H162ZM175 75H176V74H175ZM199 75H200V74H198V77H199ZM214 75H215V74H213V78H212V77H210V78H209V77H206L205 75L203 76V78L201 77L202 79H201V78L199 79V78L197 77V79H198L199 81L197 80L198 83H197V86L195 85L196 88H194V89L197 90V91H198V90H203V89H208V90H209L210 88L214 87V85H215V84L217 83V81H218V79H217L218 76L215 75V76H216V77H215ZM218 75H219V74H218ZM26 76H27V75H26ZM44 76H45V75H44ZM51 76H53V74H51ZM66 76H67V75H66ZM106 76H107V75H106ZM108 76H109V73H108ZM108 76H107V77H108ZM138 76H141V75L139 74ZM138 76H137V77H138ZM146 76H147V75H146ZM166 76H168V75H166ZM181 76H182V75H181ZM183 76L186 78V75L183 74ZM183 76H182V77H183ZM189 76H190V75H189ZM192 76H193V75H191V77H192ZM49 77H50V75H49ZM49 77L47 78V80L49 79ZM64 77H65V76H64ZM169 77H170V76H169ZM172 77H175V76L173 75ZM172 77H171V78H172ZM194 77H196L195 74H194ZM204 77H206V78H204ZM23 78H24V77H23ZM34 78H35V77H34ZM40 78H42V77H40ZM43 78H45V77H43ZM43 78H42V79H43ZM52 78H53V77H52ZM54 78H55V77H54ZM59 78H61V80H60L61 82H58V83H56V84H59V83L62 84V80H63V79H62V77H60V75H59ZM89 78H90V77H89ZM91 78H94V77H91ZM133 78H134V77H133ZM145 78H146V77H145ZM154 78H155V77H154ZM24 79H25V78H24ZM45 79H46V78H45ZM45 79H43V80H39V82H40V81H42V82L45 81V82H46ZM101 79H102V76H101L100 80H101ZM139 79H140V77H139ZM191 79L194 80L193 77L190 78V80H191ZM240 79H241V77H240ZM14 80H15V79H14ZM58 80H59V79H58ZM109 80H110V78H109ZM141 80H142V79H141ZM141 80H140V82H141ZM145 80H146V79H145ZM145 80H143V81H145ZM154 80H155V79H154ZM172 80H174V78H173ZM179 80H180V79H179ZM183 80H184V79H183ZM190 80H188V81H190ZM193 80H191V81L193 82ZM9 81H10V80H9ZM20 81H21V80H20ZM33 81H36V80H33ZM72 81H73V80H72ZM72 81H70V82H72ZM76 81H77V80H76ZM86 81H87V80H86ZM106 81L109 82L108 80H106ZM143 81H142V82H143ZM175 81H176V78H175ZM188 81H187V82H188ZM5 82H7V80H5ZM42 82H41V83H42ZM70 82H68V83H70ZM95 82H96V81H95ZM98 82H99V81H98ZM100 82H101V81H100ZM110 82H111V80H110ZM115 82H116V81H115ZM142 82H141V83H142ZM150 82H151V81H150ZM187 82H185V83H187ZM192 82H191V84H193ZM228 82H229V81H228ZM228 82H227V83H228ZM257 82H258V81H257ZM22 83H23V82H22ZM46 83H48V82H46ZM63 83H66V82L63 81ZM86 83H88V82H86ZM112 83H113V82H112ZM112 83H111V84H112ZM174 83H175V82H174ZM179 83H181V82L179 81L178 84H179ZM225 83H226V82H225ZM227 83H226V88H225V90H227V87H228ZM20 84H21V83H20ZM43 84H44V83H43ZM130 84H131V83H130ZM144 84H145V85H144ZM144 84L141 85V86H143V88H144V86H147V85H146V82H145ZM161 84H162V83H161ZM161 84H160V85H161ZM178 84H177V85H178ZM191 84H190V86H191ZM4 85H5V84H4ZM14 85H15V84H14ZM54 85H55V84H54ZM78 85H79V84H78ZM83 85L85 86V84H83ZM101 85H102V84H101ZM181 85L184 86L185 84H184V85L181 84ZM6 86H7V85H6ZM39 86H40V85H39ZM48 86H50V85H48ZM81 86H82V85H81ZM84 86H82V87H84ZM105 86H106V85H105ZM105 86H104V87H105ZM190 86L188 85V87H190ZM57 87H58V86H57ZM64 87H65V86H64ZM70 87H71V88H69V87H68V88H69V89H73V88H74V86H72V84L70 85ZM72 87H73V88H72ZM76 87H77V86H76ZM118 87H119V85H118ZM136 87H137V86H136ZM136 87H135V89H136ZM174 87H176V85H174ZM178 87L180 88V84H179ZM185 87H186V86H185ZM3 88H4V86H3ZM31 88H32V87H31ZM43 88H44V87H43ZM49 88H50V87H49ZM53 88H54V87H53ZM79 88H80V86H79ZM79 88H78V93H79ZM85 88H86V86H85ZM85 88H83V89H85ZM88 88H89V87H88ZM143 88H142V89H143ZM179 88H178V89H179ZM182 88H183V87H182ZM0 89H1V88H0ZM10 89H11V88H10ZM14 89H15V88H14ZM44 89H45V88H44ZM51 89H52V88H51ZM59 89H60V88H59ZM64 89H65V88H64ZM64 89H63V90H64ZM66 89H67V87H66ZM80 89H81V88H80ZM98 89H99V88H98ZM118 89H119V88H118ZM142 89H141V90H142ZM158 89H159V88H158ZM175 89H177V88H175ZM175 89H173V90L175 91ZM12 90H13V89H12ZM54 90L56 91L57 89H54ZM86 90H87L86 93H88L89 90H88V89H86ZM91 90H92V89H91ZM121 90H122V89H121ZM156 90H157V89L155 88V91H156ZM181 90H182V89H181ZM184 90H186V89H184ZM225 90H224V91H225ZM34 91H35V90H34ZM40 91H41V90H40ZM48 91H50V89H49ZM58 91H59V90H57L56 92H58ZM117 91H118V90H117ZM143 91H145V90H143ZM153 91H154V90H152V92H153ZM197 91H196V92H197ZM7 92H8V91H7ZM20 92H21V91H20ZM51 92H52V95H53V91H51ZM60 92H61V91H60ZM70 92H71V93H72V92H75V89H74L73 91H70ZM76 92H77V91H76ZM90 92H91V91H90ZM94 92H95V90H94ZM118 92H119V91H118ZM135 92H136V91H135ZM135 92H134V93H135ZM148 92L150 93V90L147 91V92H145V94H146V93L148 94ZM179 92H181V91H179ZM179 92H178V94H176V93H175V94H176V95H179ZM191 92H194V91L191 90ZM40 93H41V92H40ZM86 93H85V94H86ZM96 93H97V92H96ZM98 93H100V91H99ZM114 93H115V92H114ZM122 93L125 94V91L122 90ZM80 94H81V95H80ZM141 94H142V93H141ZM141 94H140V95H141ZM145 94H144V95H145ZM152 94H153V93H152ZM168 94H169V92H168ZM180 94H181V93H180ZM182 94H183V93H182ZM192 94H193V93H192ZM17 95H18V94H17ZM55 95H56V94H55ZM86 95H88V94H86ZM105 95H106V94H103V96H105ZM112 95H113V94H112ZM116 95L118 96V94H115V96H116ZM120 95H121V94H120ZM133 95H134V94H133ZM140 95H138V96H140ZM149 95L151 96V94H148V97H149ZM163 95H164V94H163ZM171 95H172V96H170V97L173 98V94H171ZM183 95H185V93H184ZM196 95H197V94H196ZM198 95H199V94H198ZM226 95H227V94H226ZM19 96H20V95H19ZM23 96H24V95H23ZM57 96H58V95H57ZM73 96H74V95H73ZM83 96H84V95H83ZM88 96H90V94H89ZM93 96H94V94H93ZM106 96H107V95H106ZM127 96H128V95H127ZM131 96H132V95H131ZM145 96L147 97V95H145ZM152 96H153V95H152ZM207 96H208V94H207ZM214 96H215V95H214ZM70 97H71V96H70ZM79 97L82 98V93H79V94H78V98H79ZM96 97H97V96H96ZM100 97H102V96H100ZM110 97H111V95H110ZM121 97H125V96L123 95V96H120L119 98H121ZM135 97H137L136 94H135ZM140 97H142V96H140ZM140 97H139V99H140ZM146 97H144V98H146ZM148 97L146 98V100H148ZM163 97H164V96H163ZM166 97H167V96H166ZM175 97H176V96H175ZM177 97H178V96H177ZM177 97H176V99H177ZM184 97H185V96H184ZM16 98H17V97H16ZM51 98H52V97H51ZM53 98H54V97H53ZM73 98H74V97H73ZM76 98H77V96L74 98V100H75ZM91 98H93V97H91ZM98 98H99V97H98ZM98 98H97V99H98ZM103 98H104V97H103ZM103 98H102V99H103ZM117 98H118V97H117ZM119 98H118V100H119ZM125 98H126V97H125ZM128 98H130V97L128 96ZM131 98H132V97H131ZM150 98H151V97H150ZM150 98H149V99H150ZM154 98H155V97H152V99H154ZM172 98H171V99H172ZM195 98H196V97H195ZM213 98H216V97H213ZM225 98H226V96H225ZM69 99H71V98H69ZM104 99H105V98H104ZM107 99H108V98H107ZM121 99H122V98H121ZM133 99H134V97H133ZM155 99H156V98H155ZM155 99H154V101L158 100V99H156V100H155ZM221 99H222V97H221ZM6 100H7V99H6ZM47 100H48V99H47ZM49 100H50V99H49ZM55 100H56V99H55ZM81 100H82V99H80V101H81ZM88 100H89V99H88ZM116 100H117V99H116ZM125 100H127V99H125ZM125 100H124V101H125ZM142 100H143V99H142ZM146 100H145V101H146ZM174 100H175V99H174ZM217 100H218V99H217ZM219 100H220V99H219ZM231 100H233V99H231ZM42 101H44V100H42ZM56 101H57V100H56ZM70 101H71V100H70ZM80 101H79V102H80ZM95 101H96V100H95ZM137 101H138V100H137ZM151 101H152V100H151ZM154 101H153V102H154ZM221 101H222V100H221ZM48 102L50 103V101H48ZM52 102L54 103V101H52ZM64 102H65V101H64ZM71 102H72V101H71ZM117 102H119V101H117ZM126 102H127V101H126ZM224 102H225V101H224ZM0 103H1V102H0ZM59 103H60V102H59ZM59 103H57V104H59ZM62 103H63V102H61V105H62ZM102 103H103V102H102ZM114 103H115V102H114ZM114 103H113V104H114ZM127 103H128V102H127ZM136 103H139V102H136ZM154 103H155V102H154ZM168 103H169V102H168ZM190 103H191V102H190ZM208 103H209V102H208ZM217 103H218V102H217ZM227 103H228V102H227ZM9 104H10V103H9ZM72 104H75V103H72ZM80 104H81V103H80ZM123 104H124V103H123ZM218 104H219V103H218ZM0 105H1V104H0ZM14 105H15V104H14ZM53 105H55V104H53ZM53 105H52V106H53ZM70 105H71V103H70ZM78 105H79V104H78ZM85 105H86V104H85ZM121 105H122V104H121ZM125 105H126V104H125ZM127 105H128V104H127ZM193 105H194V104H193ZM225 105H226V104H225ZM227 105H229V104H227ZM227 105H226V106H227ZM39 106H40V105H39ZM41 106H42V105H41ZM64 106H65V105H63L62 107L64 108ZM71 106H73V105H71ZM89 106H91V105H89ZM93 106H94V105H93ZM139 106H140V105H139ZM54 107H55V106H54ZM56 107H57V105H56ZM56 107H55V108H56ZM73 107H74V106H73ZM114 107H115V106H114ZM153 107H155V106H153ZM14 108H15V107H14ZM43 108H44V107H43ZM66 108H67V107H66ZM66 108H65V109H66ZM95 108H96V106H95ZM95 108H94V111H95ZM97 108H99V107L97 106ZM118 108H119V107H118ZM208 108H209V107H208ZM219 108H220V107H219ZM1 109H2V108H1ZM21 109H22V108H21ZM21 109H20V110H21ZM50 109H51V106H50L49 110H50ZM133 109H134V108H133ZM139 109H140V108H139ZM150 109H151V108H150ZM239 109H240V107H239ZM22 110H24V109H22ZM43 110H45V108L42 109V111H43ZM88 110H90V108H89ZM99 110H100V109H99ZM115 110H116V109H115ZM129 110H130V109H129ZM134 110H135V109H134ZM148 110H149V109H148ZM26 111H27V110H26ZM84 111H85V109H84ZM151 111H152V110H151ZM190 111H191V110H190ZM202 111H203V110H202ZM215 111H216V109H215ZM52 112H53V111H52ZM148 112H149V111H148ZM218 112H219V111H218ZM5 113H6V112H5ZM5 113H4V114H5ZM14 113H15V112H14ZM57 113H58V112H57ZM94 113H95V112H94ZM120 113H121V112H120ZM157 113L159 114V112H157ZM192 113H193V112H192ZM237 113H238V112H237ZM65 114H68V113H65ZM79 114H80V113H79ZM143 114H144V113H143ZM143 114H142V115H143ZM186 114H188V113H186ZM193 114H194V113H193ZM40 115H41V114H40ZM40 115H39V116H40ZM69 115H70V114H69ZM72 115H73V114H72ZM85 115H86V114H85ZM87 115H88V114H87ZM134 115H137V114H133V116H134ZM145 115H146V114H145ZM148 115H149V114H148ZM189 115H190V114H189ZM191 115H192V114H191ZM222 115H223V114H222ZM225 115H227V114H225ZM233 115H234V114H233ZM235 115H236V114H235ZM263 115H264V114H263ZM13 116H14V114H13ZM41 116H42V115H41ZM83 116H84V114H83ZM172 116H173V115H172ZM186 116H187V115H186ZM186 116H185V117H186ZM195 116H196V113H195ZM209 116H210V115H209ZM211 116H212V115H211ZM220 116H221V115H220ZM237 116H238V115H237ZM261 116H262V115H261ZM1 117H3V116H1ZM72 117H73L72 119H75L74 115H73ZM151 117H152V116H151ZM173 117H175V116H173ZM188 117H189V116H188ZM222 117H223V116H222ZM229 117H230V116H229ZM232 117H233V116H232ZM262 117H263V116H262ZM262 117H260V118H262ZM10 118H11V117H10ZM67 118H68V117H67ZM67 118H66L65 120H67ZM89 118H90V117H89ZM106 118H107V117H106ZM136 118H137V117H136ZM225 118H228V117H225ZM260 118H259V119H260ZM2 119H3V118H2ZM35 119H36V118H35ZM39 119H40V118H39ZM86 119H87V118H86ZM127 119H128V118H127ZM142 119H143V118H142ZM176 119H177V118H176ZM235 119H236V118H235ZM237 119H238V118H237ZM248 119H249V118H248ZM254 119H255V118H254ZM256 119H257V118H256ZM262 119H263V118H262ZM58 120H59V119H58ZM65 120H64V122H65ZM69 120H71V118H69ZM108 120H109V119H108ZM215 120H216V118H215ZM215 120H214V121H215ZM238 120H239V119H238ZM1 121H2V120H1ZM29 121H30V119H29ZM31 121H32V120H31ZM49 121H50V120H49ZM67 121H68V120H67ZM67 121H66V122H67ZM96 121H97V120H96ZM114 121H115V123H116V120H114ZM139 121H140V120H139ZM206 121H207V120H206ZM211 121H212V120H211ZM250 121H251V120H250ZM256 121H257V120H256ZM40 122H41V121H40ZM89 122H90V121H89ZM98 122H99V121H98ZM104 122H105V121H104ZM106 122H109V121H107V119H106ZM120 122H121V121H120ZM120 122H119V124H120ZM176 122H177V121H176ZM67 123H68V122H67ZM109 123H110V122H109ZM111 123H112V122H111ZM125 123H126V122H125ZM133 123H134V122H133ZM172 123H173V122H172ZM215 123H216V122H215ZM239 123H240V122H239ZM69 124H70V123H69ZM123 124H124V123H123ZM128 124H129V123H128ZM170 124H171V123H170ZM179 124L181 125V123H179ZM212 124H213V123H212ZM212 124H211V125H212ZM228 124H229V123H228ZM228 124H227V125H228ZM234 124H236V123H234ZM237 124H238V123H237ZM240 124H241V123H240ZM248 124H249V123H248ZM248 124H247V125H248ZM250 124H251V123H250ZM261 124H262V123H261ZM261 124L259 125L260 127H262ZM5 125H6V124H5ZM91 125H94V124L91 123ZM136 125H137V124H136ZM139 125H140V124H139ZM164 125H165V124H164ZM173 125H174V123H173ZM180 125H179V126H180ZM203 125H204V124H203ZM206 125H207V123H206ZM215 125H216V124H215ZM241 125H242V124H241ZM8 126H9V125H8ZM121 126H122V124H121ZM235 126H236V125H235ZM245 126H246V124H245ZM256 126H258V125H256ZM31 127H33V126H31ZM171 127H172V126H171ZM177 127H178V126H177ZM241 127H243V125H242ZM241 127H240V128H241ZM112 128H114V127H112ZM119 128H120V127H119ZM164 128H165V127H164ZM164 128L162 129V130H164V132H160V128L158 129L161 135H165V133L168 132V131H165L166 128H165V129H164ZM175 128H176V127H175ZM178 128H179V127H178ZM255 128H256V127H255ZM258 128H259V127H258ZM1 129H2V127H1ZM21 129H22V128H21ZM73 129H74V127H73ZM73 129H72V130H73ZM94 129H95V128H94ZM120 129H121V128H120ZM156 129H157V128H156ZM156 129H154L155 132H156ZM215 129H216V128H215ZM217 129H218V128H217ZM158 130H157V131H158ZM211 130H212V129H211ZM220 130H221V128H220ZM244 130H245V129H244ZM260 130H261V129H260ZM262 130H263V129H262ZM20 131H21V130H20ZM97 131H98V130H97ZM239 131H240V130H239ZM57 132H58V131H57ZM57 132H56V133H57ZM193 132H194V131H193ZM195 132H196V131H195ZM197 132H199V131H197ZM197 132H196V133H197ZM219 132H220V131H219ZM246 132H248V130H247ZM255 132H256V131H255ZM258 132L260 133V131H258ZM66 133H68V132H66ZM70 133H71V131H70ZM140 133H141V132H140ZM205 133H206V132H205ZM227 133H228V132H227ZM242 133H243V132H242ZM261 133H262V132H261ZM10 134H11V133H10ZM154 134H155V133H154ZM160 134H159V136H160ZM197 134H199V133H197ZM200 134H201V133H200ZM240 134H241V133H240ZM262 134H263V133H262ZM23 135H24V134H23ZM122 135H123V134H122ZM193 135H194V133H193ZM238 135H239V134H238ZM241 135L243 136V134H241ZM246 135H247V134H246ZM253 135H254V133H253ZM2 136H3V135H2ZM129 136H130V135H129ZM191 136H192V135H191ZM208 136H209V134H208ZM3 137H4V136H3ZM87 137H88V136H87ZM130 137H131V136H130ZM156 137H157V136H156ZM200 137H201V136H200ZM203 137H204V136H203ZM256 137H257V136H256ZM6 138H7V137H6ZM115 138H116V137H115ZM239 138H240V137H239ZM253 138H254V137H253ZM87 139H89V137H88ZM118 139H119V138H118ZM37 140H38V139H37ZM92 140H93V139H92ZM210 140H211V139H210ZM250 140H251V139H250ZM254 140H255V139H254ZM84 141H85V140H84ZM87 141H88V140H87ZM132 141H133V140H132ZM197 141H198V140H197ZM255 141H256V140H255ZM31 142H32V141H31ZM188 142H189V141H188ZM190 142H191V141H190ZM229 142H230V141H229ZM222 143H223V141H222ZM254 143L256 144V142H254ZM32 144H33V143H32ZM161 144H162V143H161ZM192 144H194V143H192ZM205 144H207V143H205ZM246 144H247V143H246ZM255 144H253V145H255ZM82 145H83V144H82ZM214 145H215V144H214ZM251 145H252V144H251ZM253 145H252V146H253ZM238 146H240V145H238ZM255 146H256V145H255ZM158 147H159V146H158ZM197 147H198V146H197ZM7 148H8V147H7ZM129 148H130V147H129ZM198 148H199V147H198ZM258 148H259V147H258ZM124 149H125V148H124ZM127 149H128V148H127ZM140 149H141V147H140ZM154 149H155V148H154ZM200 149H201V148H200ZM246 149H247V148H246ZM256 149H257V148H256ZM260 149H261V147H260ZM47 150H48V149H47ZM129 150H130V149H129ZM182 150H183V149H182ZM201 150H202V149H201ZM203 150H204V149H203ZM236 150H237V149H236ZM247 150H248V149H247ZM251 150H252V149H251ZM262 150H263V149H262ZM43 151H44V150H43ZM43 151H42V152H43ZM55 151H56V150H55ZM67 151H69V150H67ZM126 151H127V150H126ZM178 151H179V150H178ZM204 151H206V150H204ZM248 151H249V150H248ZM253 151H254V150H253ZM260 151H261V150H260ZM64 152H65V151H64ZM124 152H125V151H124ZM158 152H159V151H158ZM195 152H196V151H195ZM206 152H207V151H206ZM244 152H245V151H244ZM261 152H262V151H261ZM153 153H154V152H153ZM193 153H194V152H193ZM200 153H201V152H200ZM251 153H252V152H251ZM70 154H71V151H70ZM72 154H73V153H72ZM196 154H197V153H196ZM40 155H41V154H40ZM73 155H75V154H73ZM154 155H155V154H154ZM154 155H153V156H154ZM177 155H178V154H177ZM187 155H188V154H187ZM262 155H264V154H262ZM62 156H63V155H62ZM66 156H67V155H66ZM77 156H78V154H77ZM95 156H96V155H95ZM95 156H94V157H95ZM179 156H181V155H179ZM182 156H183V155H182ZM192 156H193V155H192ZM201 156H202V155H201ZM241 156H242V155H241ZM254 156H256V155H254ZM260 156H261V155H260ZM49 157H50V156H49ZM114 157L116 158V156H114ZM204 157H205V156H204ZM223 157H224V156H223ZM92 158H93V157H92ZM141 158H142V157H141ZM172 158H174V157H172ZM175 158H176V157H175ZM175 158H174V159H175ZM197 158H198V157H197ZM199 158H200V157H199ZM229 158H231V157H229ZM254 158H255V157H254ZM61 159H62V158H61ZM68 159H69V158H68ZM128 159H129V158H128ZM153 159H154V158H153ZM155 159H156V158H155ZM200 159H201V158H200ZM221 159H222V158H221ZM245 159H246V158H245ZM44 160H45V159H44ZM70 160H71V159H70ZM192 160H193V159H192ZM256 160H257V158H256ZM256 160H255V161H256ZM91 161H93V160H91ZM91 161H90V162H91ZM154 161H155V160H154ZM7 162H8V161H7ZM90 162H89V163H90ZM197 162H198V161H197ZM210 162H211V161H210ZM253 162H254V161H253ZM260 162H261V161H260ZM80 163H81V162H80ZM174 163H175V160H174ZM208 163H209V162H208ZM216 163H218V162H216ZM242 163H243V162H242ZM257 163H258V162H257ZM0 164H1V163H0ZM87 164H88V163H87ZM195 164H196V163H195ZM197 164H198V163H197ZM201 164H202V163H201ZM211 164H212V163H211ZM236 164H238V162H236ZM80 165H81V164H80ZM84 165H85V164H84ZM140 165H141V164H140ZM145 165H146V164H145ZM208 165H209V164H208ZM208 165H207V166H208ZM6 166H8V165H6ZM177 166H178V165H177ZM192 166H193V165H192ZM223 166H224V165H223ZM241 166H242V165H241ZM247 166H248V165H247ZM69 167H71V166H69ZM72 167H73V166H72ZM72 167H71V168H72ZM169 167H170V166H169ZM192 168H193V167H192ZM18 169H19V168H18ZM62 169H63V168H62ZM65 169H66V168H65ZM165 169H166V168H165ZM179 169H180V168H179ZM200 169H201V168H200ZM202 169H204V168H202ZM205 169H206V168H205ZM237 169H238V168H237ZM6 170H7V169H6ZM166 170H167V169H166ZM166 170H165V171H166ZM180 170H181V169H180ZM184 170H185V169H184ZM53 171H54V170H53ZM61 171H62V170H61ZM129 171H130V170H129ZM141 171H142V169H141ZM163 171H164V169H163ZM165 171H164V172H165ZM209 171H210V170H209ZM13 172H14V171H13ZM20 172H21V171H20ZM69 172H70V171H69ZM186 172H187V171H186ZM200 172H201V171H200ZM14 173H15V172H14ZM56 173H57V172H56ZM146 173H147V172H146ZM162 173H163V172H162ZM177 173H178V172H177ZM187 173H188V172H187ZM198 173H199V172H198ZM202 173H203V172H202ZM239 173H240V172H239ZM15 174H17V173H15ZM164 174H165V173H164ZM164 174H163V175H164ZM169 174H170V173H169ZM169 174H168V175H169ZM191 174H192V172H191ZM213 174H214V173H213ZM222 174H223V173H222ZM17 175H18V174H17ZM67 175H68V174H67ZM161 175H162V174H161ZM161 175H160V176H161ZM182 175H183V174H182ZM200 175H202V174H200ZM219 175H220V174H219ZM15 176H16V175H15ZM157 176H158V175H157ZM191 176H193V175H191ZM195 176H196V175H195ZM209 176H210V175H209ZM241 176H243V175H241ZM43 177H44V176H43ZM68 177H69V176H68ZM68 177H67V179H70V178H68ZM214 177H215V176H214ZM217 177H218V176H217ZM232 177H233V176H232ZM65 178H66V177H65ZM76 178H77V177H76ZM160 178H161V177H160ZM233 178H234V177H233ZM238 178H239V177H238ZM72 179H73V178H72ZM150 179H151V178H150ZM168 179H169V178H168ZM193 179H194V178H193ZM198 179H199V178H198ZM203 179H204V178H203ZM208 179H209V178H208ZM212 179H213V177H212ZM239 179H240V178H239ZM26 180H27V179H26ZM107 180H108V179H107ZM127 180H128V179H127ZM145 180H146V179H145ZM165 180H167V179H165ZM199 180H200V179H199ZM125 181H126V180H125ZM128 181H129V180H128ZM151 181H153V180H151ZM158 181H159V180H158ZM160 181H161V180H160ZM194 181H195V180H194ZM201 181H202V180H201ZM207 181H208V180H207ZM222 181H223V180H222ZM240 181H241V180H240ZM244 181H245V180H244ZM72 182H74V180H73ZM110 182H111V181H110ZM126 182H127V181H126ZM162 182H163V181H162ZM192 182H193V181H192ZM199 182H200V181H199ZM205 182H206V181H205ZM210 182H211V180H210ZM216 182H217V181H216ZM219 182H220V181H219ZM242 182H243V181H241V183H242ZM22 183H23V182H22ZM86 183H87V182H86ZM113 183H114V182H113ZM159 183H160V182H159ZM235 183H236V182H235ZM95 184H96V183H95ZM111 184H112V183H111ZM137 184H138V183H137ZM146 184H147V182H146ZM162 184H163V183H162ZM170 184H171V183H170ZM184 184H186V183H184ZM194 184H195V182H194ZM201 184H202V183H201ZM25 185H26V184H25ZM36 185H37V184H36ZM68 185H70V184H68ZM107 185H108V184H107ZM147 185H148V184H147ZM147 185H146V186H147ZM177 185H178V184H175V186H177ZM71 186H72V185H71ZM86 186H87V185H86ZM122 186H123V185H122ZM163 186H164V185H163ZM163 186H162V187H163ZM165 186H166V185H165ZM170 186H171V185H170ZM175 186H174V187H175ZM181 186H183V185H181ZM184 186H185V185H184ZM65 187H66V186H65ZM98 187H99V186H98ZM158 187H159V186H158ZM196 187H197V186H196ZM198 187H199V186H198ZM204 187H205V186H204ZM22 188H23V187H22ZM69 188H70V187H69ZM165 188H167V187H165ZM165 188H164V189H165ZM168 188L170 189L169 185H168ZM178 188H179V186H178ZM145 189H146V188H145ZM152 189H153V188H152ZM159 189L161 190V188H159ZM31 190H32V189H31ZM75 190H76V188H75ZM92 190H93V189H92ZM103 190H104V189H103ZM153 190H154V189H153ZM177 190H180V189H177ZM61 191H62V190H61ZM95 191H96V189H95ZM166 191H167V190H166ZM20 192H21V191H20ZM47 192H48V191H47ZM72 192H73V191H72ZM87 192H88V191H87ZM161 192H162V191H161ZM178 192H179V191H178ZM88 193H90V191H89ZM98 194H100V193H98ZM142 194H143V193H142ZM158 194H159V193H158ZM162 194H163V193H162ZM19 195H20V194H19ZM56 195H57V194H56ZM163 195H164V194H163ZM163 195H161V196H163ZM166 195H167V193L165 194V196H166ZM221 195H222V194H221ZM21 197H22V196H21ZM59 197H60V196H59ZM78 197H79V196H78ZM121 197H122V196H121ZM56 198H57V197H56ZM124 198H125V197H124ZM157 198H158V197H157ZM163 198H164V196H163ZM37 199H40V198L37 197ZM49 199H50V198H49ZM54 199H55V198H54ZM100 199H101V198H100ZM149 199H151V198H149ZM194 199H195V198H194ZM251 199H252V198H251ZM35 200H36V199H35ZM143 200H144V199H143ZM154 200H155V199H154ZM200 200H201V199H200ZM57 201H58V200H57ZM193 201H194V200H193ZM155 202H156V201H155ZM50 203H52V202H50ZM140 203H141V202H140ZM148 203H149V202H148ZM43 204H44V203H43ZM54 204H55V202H54ZM54 204H53V205H54ZM58 204H59V203H58ZM171 204H172V203H171ZM236 204H237V203H236ZM50 205H51V204H50ZM59 205H60V204H59ZM144 206H145V205H144ZM147 206H148V205H147ZM222 206H223V205H222ZM58 207H59V206H58ZM105 207H106V206H105ZM171 207H172V206H171ZM241 207H242V206H241ZM263 207H264V206H263ZM2 208H3V207H2ZM106 208H107V207H106ZM180 208H181V207H180ZM234 208H235V207H234ZM10 209H12V208H10ZM156 209H157V208H156ZM176 209H177V208H176ZM215 209H216V208H215ZM62 210H63V209H62ZM145 210H146V209H145ZM173 210L175 211L174 208H173ZM179 210H181V209H179ZM10 211H11V210H10ZM64 211H65V210H64ZM92 211H93V210H92ZM128 211H129V210H128ZM155 211H156V210H155ZM169 211H171V210H169ZM176 211H177V210H176ZM4 212H5V211H4ZM7 212H9V210H8ZM177 212H178V211H177ZM97 213H98V211H97ZM256 213H257V212H256ZM0 214H1V211H0ZM24 214H25V213H24ZM102 214H103V213H102ZM105 214H106V213H105ZM142 214H143V213H142ZM153 214H154V213H153ZM46 215H47V214H46ZM95 215H96V214H95ZM107 215H108V214H107ZM139 215H140V214H139ZM155 215H156V214H155ZM171 215H172V214H171ZM21 216H22V215H21ZM105 216H106V215H105ZM165 216H166V215H165ZM191 216H192V213H191ZM201 216H202V215H201ZM201 216H200V217H201ZM178 217H180V215H179ZM178 217H177V218H178ZM182 217H183V215H182ZM18 218H19V217H18ZM92 218H93V217H92ZM141 218H142V217H141ZM166 218H167V217H166ZM166 218H165V219H166ZM177 218H176V219H177ZM188 218H189V217H188ZM230 218H231V217H230ZM232 218H233V217H232ZM238 218H239V217H238ZM238 218H237V219H238ZM25 219H26V218H25ZM25 219H24V220H25ZM139 219H140V218H139ZM8 220H9V219H8ZM10 220H11V219H10ZM29 220H30V219H29ZM59 220H60V219H59ZM145 220H146V219H145ZM145 220H144V221H145ZM181 220H182V219H181ZM227 220H228V219H227ZM47 221H48V220H47ZM91 221H92V220H91ZM137 221H139V220H137ZM179 221H180V220H179ZM199 221H200V220H199ZM39 222H40V220H39ZM50 222L52 223L53 221H50ZM210 222H211V221H210ZM210 222H209V223H210ZM237 222H238V221H237ZM257 222H258V221H257ZM223 223H224V222H223ZM255 223H256V222H255ZM255 223H254V224H255ZM104 225H105V224H104ZM118 225H119V224H118ZM138 225H139V224H138ZM157 225H158V224H157ZM222 225H223V224H222ZM39 226H40V225H39ZM45 226H47V225H45ZM49 226H50V225H49ZM158 226H159V225H158ZM216 226H217V225H216ZM238 226H239V225H238ZM244 226H245V225H244ZM43 227H44V226H43ZM47 227H48V226H47ZM108 227H109V226H108ZM116 227H117V225H116ZM235 227H236V226H235ZM242 227H243V226H242ZM17 228H18V227H17ZM20 228H21V227H19V229H20ZM151 228H152V227H151ZM183 228H184V227H183ZM31 229H32V228H31ZM108 229H109V228H108ZM115 229H117V228H115ZM159 229H160V228H159ZM188 229H190V228H188ZM236 229H237V228H236ZM244 229H245V228H244ZM71 230H72V229H71ZM238 230H239V229H238ZM241 230H242V229H241ZM8 231H9V230H8ZM40 231H41V230H40ZM154 231H155V230H154ZM173 231H174V230H173ZM218 231H219V230H218ZM220 231H221V229H220ZM235 231H236V230H235ZM255 231H256V230H255ZM0 232H1V231H0ZM3 232H5V231H3ZM21 232H22V231H21ZM32 232H33V231H32ZM70 232L72 233V231H70ZM113 232H114V231H113ZM239 232H240V231H239ZM258 232H259V231H258ZM93 233H94V232H93ZM93 233H92V234H93ZM211 233H212V232H211ZM242 233H243V231H242ZM26 234H27V233H26ZM150 234H152V233L150 232ZM150 234H149V235H150ZM153 234H154V233H153ZM202 234H203V233H202ZM215 234L218 235L217 233H215ZM240 234H241V233H240ZM240 234H239V236H241ZM252 234H256V233H252ZM31 235H32V234H31ZM129 235H130V234H129ZM204 235H205V234H204ZM126 236H127V235H126ZM205 236H206V235H205ZM232 236H233V235H232ZM32 237H33V235H32ZM142 237L144 238V236H142ZM149 237H150V236H149ZM195 237H196V236H195ZM198 237H199V236H198ZM200 237H201V236H200ZM208 237H209V236H208ZM217 237H218V236H217ZM241 237H242V236H241ZM255 237H256V236H255ZM22 238H25V237H22ZM36 238H37V237H36ZM36 238H35V239H36ZM152 238H153V237H152ZM201 238H202V237H201ZM201 238H200V239H201ZM209 238H210V237H209ZM242 238H243V237H242ZM247 238H248V237H247ZM256 238H257V237H256ZM258 238H259V237H258ZM145 239H146V238H145ZM219 239H220V238H219ZM237 239H238V238H237ZM245 239H246V237H245ZM36 240H37V239H36ZM43 240H44V239H43ZM140 240H141V239H140ZM143 240H144V239H143ZM150 240H151V239H150ZM152 240H153V239H152ZM207 240H209V239H207ZM217 240H218V239H217ZM261 240H262V239H261ZM261 240H260V241H261ZM20 241H21V240H20ZM31 241H32V240H31ZM41 241H42V240H41ZM187 241H188V240H187ZM196 241H197V240H196ZM200 241H202V240H200ZM227 241H228V240H227ZM249 241H250V240H249ZM71 242H72V241H71ZM134 242H135V241H134ZM166 242H167V241H166ZM192 242H193V240H192ZM209 242H210V241H209ZM240 242H241V241H240ZM240 242H239V243H240ZM261 242H262V241H261ZM39 243H40V242H39ZM46 243H47V241H46ZM46 243H45V244H46ZM162 243H163V242H162ZM188 243H189V242H188ZM190 243H191V242H190ZM198 243H199V242H198ZM198 243H196V244H198ZM202 243H203V242H202ZM205 243H206V242H205ZM223 243H224V242H223ZM234 243H235V242H234ZM239 243H238V245H239ZM244 243H245V241H244ZM252 243H253V242H252ZM252 243H251V244H252ZM257 243H258V241H257ZM21 244H22V243H21ZM21 244H20V245H21ZM37 244H38V243H37ZM41 244H42V243H41ZM47 244H48V243H47ZM69 244H71V243H69ZM137 244H138V243H137ZM146 244H148V243H146ZM149 244H152V243H149ZM255 244H256V243H255ZM255 244H254V245H255ZM12 245H13V244H12ZM22 245H23V244H22ZM38 245H39V244H38ZM52 245H55V244H52ZM126 245H127V244H126ZM206 245H207V244H206ZM254 245H253V246H254ZM256 245H257V244H256ZM258 245H259V244H258ZM9 246H10V245H9ZM110 246H111V245H110ZM113 246H114V245H113ZM167 246H168V245H167ZM253 246H251V247H253ZM18 247H19V246H18ZM48 247H49V246H48ZM155 247H156V246H155ZM164 247H165V246H164ZM169 247H170V246H169ZM169 247H168V248H169ZM194 247H195V246H194ZM194 247H193V248H194ZM11 248H12V247H11ZM166 248H167V247H166ZM172 248H173V247H172ZM203 248H204V247H203ZM203 248H202V249H203ZM256 248H258V247L256 246ZM4 249H5V248H4ZM16 249H17V248H16ZM39 249H40V248H39ZM105 249H106V248H105ZM125 249H126V248H125ZM128 249H129V248H128ZM212 249H213V248H212ZM31 250H32V249H31ZM31 250H30V251H31ZM44 250H46V249L44 248ZM52 250H53V249H52ZM121 250H122V249H121ZM160 250H161V247H160ZM206 250H207V248H206ZM214 251H215V250H214ZM219 251H220V250H219ZM222 251H223V250H222ZM239 251H240V250H239ZM253 251H254V250H253ZM125 252H126V251H125ZM178 252H179V251H178ZM190 252H191V251H190ZM200 252H201V251H200ZM205 252H206V251H205ZM209 252H210V251H209ZM215 252H216V251H215ZM261 252H263V251H261ZM17 253H18V252H17ZM62 253H63V252H62ZM136 253H137V252H136ZM152 253H153V252H152ZM217 253H218V252H217ZM254 253H255V252H254ZM254 253H252V254H254ZM0 254H1V253H0ZM13 254H14V253H13ZM32 254H33V253H32ZM32 254H30V255H32ZM55 254H56V253H55ZM63 254H64V253H63ZM124 254H125V253H124ZM155 254H156V253H155ZM155 254H153V256H154ZM157 254H158V252H157ZM180 254H181V253H180ZM208 254H209V253H208ZM214 254H215V253H214ZM240 254H241V253H240ZM257 254L259 255V253H257ZM8 255H9V254H8ZM14 255H15V254H14ZM17 255H18V254H17ZM27 255H28V254H27ZM61 255H62V254H61ZM61 255H60V256H61ZM144 255H145V254H144ZM147 255H148V254H147ZM249 255H250V254H249ZM249 255H248V256H249ZM254 255H255V254H254ZM258 255H257V256H258ZM261 255H262V254H261ZM0 256H1V255H0ZM9 256H10V255H9ZM28 256H29V255H28ZM46 256H47V255H46ZM53 256H54V255H53ZM55 256H56V255H55ZM57 256H58V255H57ZM60 256H59V257H60ZM134 256H135V255H134ZM171 256H172V255H171ZM175 256H176V255H175ZM210 256H211V255H210ZM241 256H242V255H241ZM250 256H251V255H250ZM250 256H249V257H250ZM14 257H15V256H14ZM73 257H75V256H73ZM118 257H119V256H118ZM147 257H148V256H147ZM154 257H155V256H154ZM165 257H166V256H164V258H165ZM253 257H254V256H253ZM1 258H2V257H1ZM1 258H0V259H1ZM4 258H5V257H4ZM6 258H7V257H6ZM44 258H45V256H44ZM53 258H54V257H53ZM166 258H167V257H166ZM9 259H10V258H9ZM39 259H40V258H39ZM116 259H117V258H116ZM150 259H151V258H150ZM153 259H154V258H153ZM204 259H205V258H204ZM230 259H231V258H230ZM254 259H255V258H254ZM254 259H253V260H254ZM57 260H58V259H57ZM196 260H197V259H196ZM232 260H233V259H232ZM250 260H251V259H250ZM258 260H260V258H259ZM103 261H104V260H103ZM113 261H114V260H113ZM159 261H160V260H159ZM159 261H158V262H159ZM168 261H169V260H168ZM204 261H206V260H204ZM215 261H216V260H215ZM233 261H234V260H233ZM247 261H248V260H247ZM254 261H255V260H254ZM16 262H17V261H16ZM27 262H28V261H27ZM38 262H39V261H38ZM155 262H156V260H155ZM165 262H166V261H165ZM195 262H196V261H194V263H195ZM5 263H6V262H5ZM55 263H56V262H55ZM110 263H111V262H110ZM112 263H114V262H112ZM149 263H151V262L149 261ZM194 263H192V264H194ZM199 263H201V262H199ZM210 263H211V262H210ZM258 263H259V262H258ZM260 263L263 264L262 261H260ZM0 264H1V263H0ZM68 264H69V263H68ZM161 264H162V263H161ZM165 264H166V263H165ZM202 264H203V263H202ZM204 264H205V263H204ZM250 264H251V263H250Z\"/></svg>", "mask_w": 264, "mask_h": 264}]
</instances>
